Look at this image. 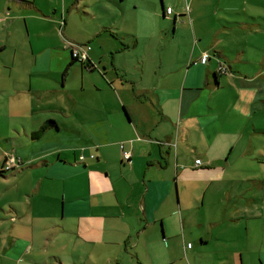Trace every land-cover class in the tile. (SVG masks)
I'll use <instances>...</instances> for the list:
<instances>
[{"label":"crops","instance_id":"crops-1","mask_svg":"<svg viewBox=\"0 0 264 264\" xmlns=\"http://www.w3.org/2000/svg\"><path fill=\"white\" fill-rule=\"evenodd\" d=\"M4 6L8 13L0 14V22H7V30L24 18L29 50L30 21L54 22L34 0H6ZM171 10L168 15L163 6L162 17L175 24ZM110 43L95 40L89 46L87 63L94 66L89 72L72 60L68 47L46 45L48 53L60 54L30 57L24 79L12 70V57L9 81L0 84V102L10 120L7 130L0 129V141L13 140L15 132L14 152L21 166L14 197L0 201V211L11 221L8 227L0 224V236L10 240L0 247V258L17 263L24 258L30 264H228L229 250L239 256L234 264H248L256 250L255 264H264V245L248 243L253 239L249 226L264 222V177L246 171L262 188L260 199L253 193L259 188L252 185L227 183L226 189L233 160H264L257 152L264 143V78H239L241 88H233L226 76L236 79L230 64L240 57L229 59L224 48L213 44L200 50L194 46L183 61L186 70L164 73L160 61V71L149 73L150 83L142 69L136 81L114 56L133 43L123 48ZM204 54L208 59L203 64ZM72 67L82 77L95 73L92 93H83V84L77 91L33 87L39 85L34 78L50 80L61 73L63 87ZM255 80L258 90L251 89ZM223 84L230 87L232 100ZM48 121L52 124L34 137ZM122 151L130 153V163ZM236 190L249 195L244 201L229 200L228 209L225 198L212 201L205 218L192 217L198 196L204 206L207 193ZM227 223L245 241L235 250L220 246L228 236L220 226ZM211 240L213 256L205 248ZM43 248L48 252L40 253Z\"/></svg>","mask_w":264,"mask_h":264},{"label":"rangeland","instance_id":"rangeland-1","mask_svg":"<svg viewBox=\"0 0 264 264\" xmlns=\"http://www.w3.org/2000/svg\"><path fill=\"white\" fill-rule=\"evenodd\" d=\"M5 1L0 0V14L3 15L8 13L7 10L3 12V7H6L4 6ZM34 2L45 16L53 17L54 22L52 20L51 22L43 21L48 20L45 18L42 21L37 19L30 21L29 40L32 43L30 50L24 18L20 17L13 29L9 30L6 28L7 22H0V84L3 86L5 82L9 81L6 77L12 72L10 71L11 68L8 69V67H10L13 56H15V65L12 70H16L17 74L24 79L26 75L22 72L26 69L27 63L30 64V57L44 54L50 59L51 54H60L51 49H48L50 50L48 53L45 49L46 45L67 48L73 44L87 48L93 46L95 40H100L103 43L111 42L107 46L119 48L133 43L130 50L114 55L116 56V64L128 69V76L131 79L137 77L139 70L142 69L144 81L147 83L152 81L150 72L155 69L160 71L158 68L160 61L163 62L162 71L164 73L169 70L181 72L186 70L187 67L183 61L192 54L194 46L200 50L213 44L224 48L229 59L230 57L232 59H236L237 56L240 57L236 63L232 60L234 64H230L236 79L234 80L231 77L233 75L229 73L226 76L233 88H241L240 80L244 77L260 74L264 78V0H34ZM161 4L164 8L173 9L174 15L177 16L175 24L171 19L162 17ZM107 46L103 48L104 51H106ZM118 60L119 62H117ZM77 64L81 66L79 62ZM82 70L89 72L86 67ZM94 75L95 73H90L82 77L81 72L76 67H72L64 76V79L67 80L63 87L62 82L64 83L65 80H63L62 73L57 77L50 78V80L34 78V83H39V85L33 87L54 89L58 85L65 90L77 91L81 89V84H83L84 91L82 92L87 94L93 92L91 87L95 86L92 82ZM136 81L139 80L136 79ZM258 81L253 83L251 89H259ZM223 88H225L226 98L232 100L233 93L230 87L223 84ZM9 121L5 118L4 108L0 102V129L7 130ZM12 135L10 138H14L13 140L10 139L9 142L0 141V147L4 150L3 153L0 152V167L2 165L3 169L6 166L12 167L4 172V177H0V201L13 198L17 192L16 184L19 182L15 173L21 166V161L14 152V141H17L15 138L18 137L15 132ZM18 150L23 151L20 147ZM257 152H262L261 155L264 156V143L259 145ZM236 154L237 151L235 150L230 158L233 159ZM259 159L254 157L248 161L238 159L237 162V159L233 160L232 170L229 169L228 172H231V175L226 176V185L233 183L232 185L235 187L247 189L249 185L256 187V178L247 176L246 171L257 170L258 175L256 176L258 178L264 177V160L259 161ZM249 174L251 173L249 172ZM257 186L258 191H253V193H257V198L260 199L263 190L259 183ZM230 193L222 192L214 196L210 195L212 192H209L204 198V206H202L203 197L198 196L199 202L192 212V217L205 218L207 213L211 211L212 201L225 198L224 206L228 209L230 207L227 206L229 200L233 199V201L239 202L241 199L240 201H244L249 195V192L240 190ZM225 194L226 196H224ZM19 198L21 199V197ZM8 216L0 211V219H3L0 220V224L4 227L11 224ZM241 228L244 229V226ZM249 228L253 234V239L248 243L263 246V220H258ZM220 229L228 235L221 240V248L225 247L226 244L231 250H235L238 245L240 247L245 243V241L235 237L237 230L233 225L223 224ZM9 241V238L3 239L0 236V247L7 246ZM205 248L207 253H211L213 256L215 248L213 240ZM226 251L225 258L228 264L237 263L239 256L230 255V251ZM255 251L250 252L251 259L248 264H255L257 259ZM42 252H48V250L40 249V253ZM0 264H30V262H25L22 258L17 263L4 256L0 258Z\"/></svg>","mask_w":264,"mask_h":264},{"label":"built area","instance_id":"built-area-1","mask_svg":"<svg viewBox=\"0 0 264 264\" xmlns=\"http://www.w3.org/2000/svg\"><path fill=\"white\" fill-rule=\"evenodd\" d=\"M171 13H172V10L168 7V8L166 9V14L171 15ZM74 49H75L76 55H77L82 61H84V60L86 59V53H87V51L90 49V47L88 46V47L86 48V47H84V46H82V47L76 46ZM207 59H208V55L204 54V55L201 57L200 61H201V63L204 64V63L207 61ZM220 71H223V72H224V69H223L222 67H220ZM122 158H123V160H124L125 162L130 163L131 155H130V153L127 152V151H122ZM80 159H83V158L81 157ZM11 160H12L13 162H15V160H14L13 158H11ZM195 164H196V165H200V160H196V161H195ZM11 168H12L11 166H6V167L4 168V170H10ZM188 247H190V244H188Z\"/></svg>","mask_w":264,"mask_h":264},{"label":"flooded vegetation","instance_id":"flooded-vegetation-1","mask_svg":"<svg viewBox=\"0 0 264 264\" xmlns=\"http://www.w3.org/2000/svg\"><path fill=\"white\" fill-rule=\"evenodd\" d=\"M76 46H74L73 44L71 46H69L68 48H70V56L72 58L73 61H79L83 64V67H86L88 70H92L94 68L93 65H91L90 63H87L88 62V50L87 53H86V59L84 61H82L77 55H76V52H75V48ZM79 47H82V46H79Z\"/></svg>","mask_w":264,"mask_h":264},{"label":"trees","instance_id":"trees-1","mask_svg":"<svg viewBox=\"0 0 264 264\" xmlns=\"http://www.w3.org/2000/svg\"><path fill=\"white\" fill-rule=\"evenodd\" d=\"M166 9H167V7L164 8L165 12H166ZM50 124H52V121H48V123H46V125L42 126L37 132H35L33 134V136L38 137L44 131L45 127L49 126ZM5 171H8V170L3 169V171H0V175L2 176Z\"/></svg>","mask_w":264,"mask_h":264},{"label":"water","instance_id":"water-1","mask_svg":"<svg viewBox=\"0 0 264 264\" xmlns=\"http://www.w3.org/2000/svg\"><path fill=\"white\" fill-rule=\"evenodd\" d=\"M160 6H161L162 15H163L164 14V12H163V5L161 4Z\"/></svg>","mask_w":264,"mask_h":264}]
</instances>
